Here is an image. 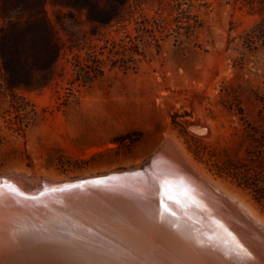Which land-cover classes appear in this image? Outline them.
I'll return each instance as SVG.
<instances>
[{
	"label": "rangeland",
	"instance_id": "1",
	"mask_svg": "<svg viewBox=\"0 0 264 264\" xmlns=\"http://www.w3.org/2000/svg\"><path fill=\"white\" fill-rule=\"evenodd\" d=\"M259 9L258 0H129L120 21L94 26L47 3L61 54L45 87L17 90L38 121L7 136L0 176L133 171L169 144L264 222L251 192L216 168L243 159L249 132L264 128V43L245 41ZM124 135L138 136L119 145Z\"/></svg>",
	"mask_w": 264,
	"mask_h": 264
},
{
	"label": "bare ground",
	"instance_id": "2",
	"mask_svg": "<svg viewBox=\"0 0 264 264\" xmlns=\"http://www.w3.org/2000/svg\"><path fill=\"white\" fill-rule=\"evenodd\" d=\"M162 147L187 166L169 144ZM194 166L218 201H230L233 218L246 221V228L229 220L225 230L222 215L213 212L192 218L181 209L179 218L163 210L151 198L158 190L165 193L164 201L178 203L185 196L170 183L173 176L153 167L144 175H123L117 184L98 182L82 189L64 186L95 176L66 180L7 174L0 177V264H264V222ZM177 219L185 224L172 221Z\"/></svg>",
	"mask_w": 264,
	"mask_h": 264
},
{
	"label": "trees",
	"instance_id": "3",
	"mask_svg": "<svg viewBox=\"0 0 264 264\" xmlns=\"http://www.w3.org/2000/svg\"><path fill=\"white\" fill-rule=\"evenodd\" d=\"M128 1L0 0V103L6 100L9 104L0 111L3 121L0 148L7 136L24 137L38 121L35 106L17 90L39 89L54 78L62 45L46 15L45 5L66 9L70 18L74 13H83L89 24L106 26L121 20ZM258 5L263 16L245 37L250 44L264 43V0H258ZM137 136L124 135L117 142L129 146ZM248 137L251 141L245 157L216 167L217 174L231 177L237 186L249 190L264 212V128L255 127ZM192 153L194 159L201 160L197 151Z\"/></svg>",
	"mask_w": 264,
	"mask_h": 264
},
{
	"label": "water",
	"instance_id": "4",
	"mask_svg": "<svg viewBox=\"0 0 264 264\" xmlns=\"http://www.w3.org/2000/svg\"><path fill=\"white\" fill-rule=\"evenodd\" d=\"M186 165L187 166H185L183 163L176 162V160H174L170 154H167L166 152H164L163 147L160 146L143 165L139 166L133 171H130L128 169L116 170L114 171L116 172L115 174L116 177H111L109 173L90 175V176H95L94 181L84 180V181H79L75 183L74 186L72 187H70L69 185L64 186V187H67V188L69 187L72 189H75V188L79 189L81 187L82 189L85 186H88V187L90 185L94 186L98 182H103V184H109V185L117 184L120 177L123 175H127V176L144 175V173L147 172L146 171L147 168L153 167L155 170H158L159 172H162L165 175L167 174L168 176L169 175L173 176L172 180L170 179L172 181L170 183L173 185L174 188L180 189V191L182 192V195L185 196L184 201L182 202L179 201L178 203L175 201L174 202L164 201L166 200L165 193L158 190L159 193L155 195H151V198H154V199L157 198V200H155L156 201L155 203H159V205H162L163 210L174 214V217L180 216L179 215L180 213L178 210L180 211L181 209L183 211L188 210V212L191 213L192 218L193 217L197 218V215H200V213H205V214L207 213L209 215L211 214V212H213L212 214L214 215L215 214L217 216L222 215L218 217L221 218L222 223L225 225V230L228 229V224L229 225L232 224V222H229V220L237 221L243 227H245L246 221L242 219L237 220L235 219L236 217L233 218L236 215V212L232 209V205L230 204V201L226 199L225 201L221 199L220 201H218L220 197L218 193L216 192V190L214 188H210V187L208 188L206 183L203 182L198 177V175H196L193 172L191 167L188 164ZM3 176L5 175H1L0 177H3ZM81 178L83 177H73V178H67V179L77 180ZM39 179H44V178H39ZM80 193L81 192H78V195H80ZM205 195L208 197H206ZM202 197L206 199H203ZM177 220H172V221H175L177 224L179 223V225L185 224V223H182L181 219L180 220L177 219ZM189 228L192 229V227H189Z\"/></svg>",
	"mask_w": 264,
	"mask_h": 264
}]
</instances>
